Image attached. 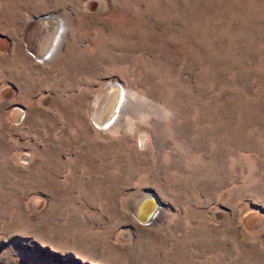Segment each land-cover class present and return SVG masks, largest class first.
I'll return each instance as SVG.
<instances>
[{
  "label": "rangeland",
  "instance_id": "obj_1",
  "mask_svg": "<svg viewBox=\"0 0 264 264\" xmlns=\"http://www.w3.org/2000/svg\"><path fill=\"white\" fill-rule=\"evenodd\" d=\"M0 264H264V0H0Z\"/></svg>",
  "mask_w": 264,
  "mask_h": 264
},
{
  "label": "bare ground",
  "instance_id": "obj_2",
  "mask_svg": "<svg viewBox=\"0 0 264 264\" xmlns=\"http://www.w3.org/2000/svg\"><path fill=\"white\" fill-rule=\"evenodd\" d=\"M58 28L59 30L54 33L55 37L53 35V41L52 44L50 45V49L48 52L53 53L57 49V45L61 43L63 39V31L65 30L66 25L62 23ZM46 54V53H45ZM49 56V55H48ZM39 58V57H38ZM122 101V95L119 92L118 88L116 87H106L95 99L94 104H95V115L99 120L104 125V128L108 127L111 122L115 119V117L118 115V110L121 105ZM100 105V106H99ZM103 128V129H104ZM152 197V193H146L144 196L141 198V200L138 202L136 211L138 212V215L141 216V218L147 219L150 217L152 212L155 209L154 201ZM158 215L161 214L162 210H158ZM156 218V217H155ZM155 220V219H154Z\"/></svg>",
  "mask_w": 264,
  "mask_h": 264
},
{
  "label": "water",
  "instance_id": "obj_3",
  "mask_svg": "<svg viewBox=\"0 0 264 264\" xmlns=\"http://www.w3.org/2000/svg\"><path fill=\"white\" fill-rule=\"evenodd\" d=\"M151 198H153L152 201H154L155 209H154V211L152 212V214L150 215V217H148L147 219L141 218V216L138 215V218H139L141 221L146 222V221L150 220L152 217H154L156 211L158 210V207H159V205H158V201H157V200L155 199V197H153V196H152ZM137 213H138V212H137Z\"/></svg>",
  "mask_w": 264,
  "mask_h": 264
}]
</instances>
